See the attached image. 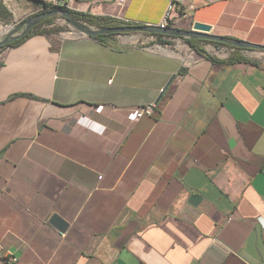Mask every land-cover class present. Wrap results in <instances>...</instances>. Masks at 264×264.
Here are the masks:
<instances>
[{
    "label": "crops",
    "instance_id": "crops-1",
    "mask_svg": "<svg viewBox=\"0 0 264 264\" xmlns=\"http://www.w3.org/2000/svg\"><path fill=\"white\" fill-rule=\"evenodd\" d=\"M35 5L0 0V22ZM185 7L172 28L264 46V0ZM166 9L72 6L121 26H158ZM134 34L59 31L0 48L4 264H264V51L173 38L185 51L161 52Z\"/></svg>",
    "mask_w": 264,
    "mask_h": 264
},
{
    "label": "water",
    "instance_id": "water-1",
    "mask_svg": "<svg viewBox=\"0 0 264 264\" xmlns=\"http://www.w3.org/2000/svg\"><path fill=\"white\" fill-rule=\"evenodd\" d=\"M61 16L67 22H69L74 29L77 30L80 34L84 36H90L96 38L100 35H121V34H129V33H150V34H158L171 38H185V39H198L216 43H223L226 45L238 47L241 49L247 50H260L264 51L263 45H258L250 42L243 41H231L226 38H222L219 36H215L211 34L212 28L208 25H203L200 23H195L193 25L192 30H179L174 28L162 29L158 26H141V25H127V26H119V27H105V28H96L93 26H89L81 21L76 20L70 11L64 9L51 10L48 12L40 13L29 18L24 23L17 26L13 29L9 35L0 40V48L11 45L12 43L23 39L32 31L34 27H36L42 21L55 18ZM52 225L58 228V230L64 233L68 228V223L65 222L58 215H54L50 221Z\"/></svg>",
    "mask_w": 264,
    "mask_h": 264
},
{
    "label": "built area",
    "instance_id": "built-area-1",
    "mask_svg": "<svg viewBox=\"0 0 264 264\" xmlns=\"http://www.w3.org/2000/svg\"><path fill=\"white\" fill-rule=\"evenodd\" d=\"M34 3H37V5L30 7L27 9L24 13L21 14L20 19L18 21L7 25L6 27H9L10 29L8 32H11L13 29H15L20 24L27 21L29 18L38 15L40 13H43L46 10H58V9H64V10H72V6L74 4V0H32ZM167 1V9L164 14V17L161 21V23L158 25V27L162 29L172 28L171 24L174 19L175 15L186 17V7H185V0H166ZM96 16V15H95ZM73 36L80 37L82 34L79 32H73ZM171 37L165 38V41H169ZM151 40L156 44L152 46L157 51H167V52H174L170 50L169 44H158L155 37H152ZM185 44L182 42L178 43V47L176 48V52L184 50ZM185 51V50H184ZM155 105H148L144 107H139L136 110H134L131 114V120L132 121H138L144 116H152L155 114ZM1 251V248H0ZM10 262L14 263L16 262V259L12 257L10 259Z\"/></svg>",
    "mask_w": 264,
    "mask_h": 264
},
{
    "label": "trees",
    "instance_id": "trees-1",
    "mask_svg": "<svg viewBox=\"0 0 264 264\" xmlns=\"http://www.w3.org/2000/svg\"><path fill=\"white\" fill-rule=\"evenodd\" d=\"M51 10L52 9L46 10L44 12H48V11H51ZM69 11L71 12V14L73 15V17L76 20L81 21V22H83V23H85V24H87L89 26H93V27H96V28L119 27V26H121L120 23L113 22L112 20H110L108 18H105V17H99V16L92 15L90 13H81V12H77V11H73V10H69ZM53 20H54V18H49V19H46V20L42 21L41 23H39L36 27H34L32 29V31L29 33V35H27L23 39L27 38L28 36H30L32 34H48V33H56V32L61 31V29H53L51 27L52 24H53L52 23ZM145 34L148 35V36H151V37H155L157 42H159V43H164V44H169L170 45V42L164 40L165 38H169V37H166V36H163V35H158V34H150V33H145ZM103 37H104V35L98 36V37H96V39H102ZM23 39H21V40H23ZM21 40H18L16 42L12 43L9 46H13V45L19 43ZM187 42L195 49H198V47H196V45H195V43H197V42H204V43L223 45V44L216 43V42H210V41H204V40H194V39H189Z\"/></svg>",
    "mask_w": 264,
    "mask_h": 264
},
{
    "label": "rangeland",
    "instance_id": "rangeland-1",
    "mask_svg": "<svg viewBox=\"0 0 264 264\" xmlns=\"http://www.w3.org/2000/svg\"><path fill=\"white\" fill-rule=\"evenodd\" d=\"M52 28L53 29H61V32L62 33H65V34H72L73 32H76L77 30L74 29V27L69 23L67 22L63 17L61 16H58V17H55L53 22H52ZM7 24H2L0 22V40L2 39H5L10 32H3L5 29H10L9 27H6ZM139 38V44H143L145 46H154L156 45L152 40H151V36H148L146 35L145 33H137V34H134ZM170 42V45H169V48L170 50L176 52V48L178 47V41H176L175 39L173 38H170L169 41ZM158 44H161V43H158ZM0 264H4V262L2 261V259L0 258Z\"/></svg>",
    "mask_w": 264,
    "mask_h": 264
},
{
    "label": "bare ground",
    "instance_id": "bare-ground-1",
    "mask_svg": "<svg viewBox=\"0 0 264 264\" xmlns=\"http://www.w3.org/2000/svg\"><path fill=\"white\" fill-rule=\"evenodd\" d=\"M8 31V29H5L3 32H7Z\"/></svg>",
    "mask_w": 264,
    "mask_h": 264
}]
</instances>
